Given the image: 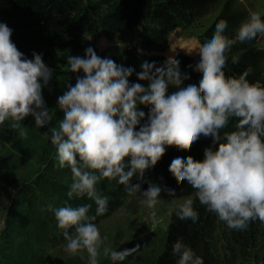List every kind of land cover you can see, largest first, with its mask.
<instances>
[{
    "label": "clouds",
    "instance_id": "9594fccd",
    "mask_svg": "<svg viewBox=\"0 0 264 264\" xmlns=\"http://www.w3.org/2000/svg\"><path fill=\"white\" fill-rule=\"evenodd\" d=\"M227 23L218 20L214 31L194 43L198 48L195 63L202 66L198 80H181L187 69L182 70L173 57L160 66L155 61L141 63L137 76L149 81L145 87L129 82L134 71L131 66L99 56L92 46L83 56L68 55L70 71L84 75H77L75 84H69L58 96L56 106L63 117L46 135L56 148L59 166L70 168L68 197L86 194L95 201L96 209L90 213L92 205L88 203L46 206L63 230L65 252L79 254L84 250L87 264H99L104 237L95 220L108 211V196L96 189L101 178L118 179L128 193L143 197L141 204H152L161 183L149 181L147 189L141 191V185L131 183L130 178L134 174L142 177L145 169L156 163L165 141L174 139L191 146L200 134L210 135L218 147H206L202 160L172 152L167 163L177 178L186 179L199 202L230 229H246L257 218L264 221V84L247 79L251 67L225 76V52L235 42L224 34ZM12 31L6 22H0V126L7 121L9 127L26 136L27 128L21 121L28 114L37 127L53 119L42 95L53 69L44 62L42 53L34 51L32 58L26 57L11 40ZM258 33L264 34V19L260 12L249 10L236 30V39L243 42ZM238 61L239 57H232V62ZM138 104L150 106L143 124L146 114ZM232 117L238 118L235 130L221 132ZM193 204L192 196L184 198L175 205L176 216L195 222L198 212ZM138 248L139 244L117 251L106 246L103 252L115 262ZM172 252L178 257L176 264H203V258L182 238L173 243Z\"/></svg>",
    "mask_w": 264,
    "mask_h": 264
},
{
    "label": "trees",
    "instance_id": "16d2710c",
    "mask_svg": "<svg viewBox=\"0 0 264 264\" xmlns=\"http://www.w3.org/2000/svg\"><path fill=\"white\" fill-rule=\"evenodd\" d=\"M87 3L93 17L98 24L99 32L106 38H111L123 30L135 31L144 29V35L140 39L139 47L142 49L158 47L164 50L167 46L169 34L178 27H189L195 20L205 16L215 5L221 4V8L213 21L202 32L199 40L214 31V24L220 20H226L227 27L224 34L235 42L225 52L227 56L224 68L225 76L238 75L245 68L251 67L247 79L250 82L260 81L264 84L262 62L264 52L257 48L256 37L243 42L236 39V30L242 20L245 19L244 11L238 10L231 0H0V22H6L13 29L11 40L26 57L32 58L33 52L42 53V59L49 66L65 59V51L82 52L78 40L80 35L89 34L91 26L86 22L83 7ZM239 57L238 62H232V57ZM113 59L117 64L126 67L131 66L134 71L128 77L129 82H139L145 87L149 81L139 80L137 73L142 69L144 61L156 62L160 66L165 62L162 55H144L134 48L125 49ZM182 72L181 80L189 77L198 80L202 69L193 70L191 58L188 55L177 56ZM154 70V69H153ZM167 95V93H166ZM138 109L145 112L141 124L147 119L148 105L138 104ZM238 118L232 117L223 131L235 130ZM140 125L136 126L138 130ZM31 134L26 136L18 133L10 149L2 154L1 163L6 170L13 171L17 152H22L26 145L30 146ZM156 163L145 169L143 176L133 175L130 182L141 185V191L147 189L149 181L155 180L161 183L159 196L155 202H169L193 196V207L198 212V219L193 222L191 218L179 219L175 212L169 216L164 242L158 252H142L139 256L123 261L109 260L108 264H176L178 257L172 252V245L177 238H182L184 243L190 245L195 253L203 258V264H224L218 262L219 258L211 248L212 238L218 225L221 226L222 234L228 240L246 239L247 244H258L261 257L264 261V221L259 218L252 220L246 229H230L218 216L209 211L195 197V189L186 179L177 178L175 171L167 163L170 154L180 151L184 155H191L195 160H202L204 149L218 147L212 137L200 134L191 146L180 144L173 140L164 142ZM71 173L70 168L60 167L59 163L48 162L44 172L40 173L34 181L35 186L54 202V207L62 206L65 202L73 206L91 204L90 213H95V201L85 194L69 198L67 192L69 185L56 180L62 174ZM106 195L108 196V211L97 216L96 220L106 218L114 213L127 197H141L139 193L130 194L125 186L116 178L103 177ZM174 185V188H169ZM97 189V188H96ZM99 193L100 190L97 189ZM101 195V194H100ZM29 199V198H28ZM35 210L28 211L22 219L26 225L17 221V214L10 212L3 235L0 236V264H47L39 251L43 250L45 233L39 228L34 229L36 224ZM38 219V217H37ZM33 226V227H31ZM44 238V239H43ZM60 239V237H58ZM51 241V240H50ZM137 259V260H135ZM50 264H76L70 260ZM80 264V263H78Z\"/></svg>",
    "mask_w": 264,
    "mask_h": 264
},
{
    "label": "rangeland",
    "instance_id": "374dc122",
    "mask_svg": "<svg viewBox=\"0 0 264 264\" xmlns=\"http://www.w3.org/2000/svg\"><path fill=\"white\" fill-rule=\"evenodd\" d=\"M231 2L238 10L244 11L245 19L249 10L260 12L261 18L264 19V0H231ZM220 8L221 4H217L205 16L195 20L191 26L174 29L168 36L166 48L160 50L158 47L148 49L139 47L144 29L135 31L125 29L111 38L102 36L89 5L84 4V15L86 22L91 26V31L89 34L85 33L79 37L78 43L81 44L82 52L65 51L63 53L64 61L51 66L53 76L47 85L42 87L45 105L53 114L52 121L37 127L31 114L25 116L21 124L32 135L30 146L26 145L22 152L13 155L14 159L15 156L18 158L13 171L6 170L0 159V222H3V227L0 228V236L3 235L10 212L14 215L17 214L15 219L26 225L27 223L22 219V216L34 209L38 213V219L36 217L32 222V225L35 223L36 227H31L42 229L46 235L43 250L39 251L44 262L50 264L70 260L76 264H87L86 257L88 254L86 251L81 250L79 254H70L64 251L63 245L66 243V239L63 236V230L57 226L53 212L46 207L49 204L54 205V202L47 198V195L40 191L34 183L39 174L44 172L48 162L58 164L55 159L56 148L46 135L48 129L51 126H58V120L63 117V112L56 106L57 98L63 94L69 84H75L77 75H84L82 71L77 73L70 71L67 63L68 55L83 56L85 49L92 46L99 56L112 58L118 56L125 49L134 48L141 54L162 55L165 59L169 57L177 59L179 54L188 55L191 58L192 69H202L201 65L195 63L198 48L193 45L213 21ZM257 48L264 52V34L258 33ZM262 72L264 78V60ZM18 133L20 130L9 127L7 121L3 126H0V150L2 154L10 149ZM56 180L69 185L72 175L71 173L62 174L56 177ZM96 188L100 190L99 194L101 195L107 193V187L102 180L97 182ZM141 199L143 198L127 197L110 216L95 220L101 236L104 237L103 244L99 248V264H108L110 260L103 252L106 246L116 248L119 251L139 244L138 250L126 257L128 259L135 258L142 252H158L160 250L165 239L169 216L176 211L175 205L184 198L152 204H141L139 202ZM152 210H155L154 215ZM235 240L226 239L222 234L221 226L218 225L211 243L213 253L219 258L218 262L224 264H264L258 244H247V240L241 237L237 239L240 240L238 243Z\"/></svg>",
    "mask_w": 264,
    "mask_h": 264
}]
</instances>
